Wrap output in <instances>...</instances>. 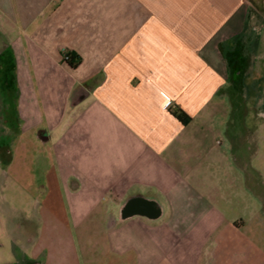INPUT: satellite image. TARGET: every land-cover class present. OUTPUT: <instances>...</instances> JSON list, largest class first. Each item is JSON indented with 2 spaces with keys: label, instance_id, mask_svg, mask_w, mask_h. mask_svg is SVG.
Returning a JSON list of instances; mask_svg holds the SVG:
<instances>
[{
  "label": "crops",
  "instance_id": "1",
  "mask_svg": "<svg viewBox=\"0 0 264 264\" xmlns=\"http://www.w3.org/2000/svg\"><path fill=\"white\" fill-rule=\"evenodd\" d=\"M0 74L3 112L17 95L0 163L27 181L33 150L30 183L63 211L50 223L92 225L103 264H197L223 192L264 209L248 174L250 121L264 126V0H0ZM21 224L11 233L34 260L17 264H40Z\"/></svg>",
  "mask_w": 264,
  "mask_h": 264
},
{
  "label": "rangeland",
  "instance_id": "2",
  "mask_svg": "<svg viewBox=\"0 0 264 264\" xmlns=\"http://www.w3.org/2000/svg\"><path fill=\"white\" fill-rule=\"evenodd\" d=\"M4 78L8 76L0 74V96L3 94L1 88ZM16 97V93H11L9 97L11 103H7L9 110L5 112L1 109L0 103V119L2 116L7 120L17 118V103L14 100ZM249 128L252 133L251 147L260 153L250 158L248 174L251 183H259L264 192V126L259 127L252 119ZM11 140L9 144L16 148L18 142L14 143V139ZM2 144L0 128V146ZM34 157L35 154L31 150L28 153L27 165L31 170L26 175L27 181H21L19 177L12 176L8 168L0 163V264H17L24 262L23 260H34L32 251L25 252L19 247L23 238L15 237L11 233L20 223L31 227L29 229L31 237L39 238L37 252L44 250L45 254L39 260L37 259L40 264L46 262L47 252L50 255L49 264H103L105 261L98 251L105 248L104 238L99 235L90 236L89 231L92 225L89 227L86 223L77 228L72 223L54 222L53 220L50 223V214H60L63 211L62 207L54 202L57 201L54 191V193L49 191V194L47 192L45 195L37 185L30 183L31 179L36 177L33 166ZM18 166L19 158L15 162V167ZM231 177L233 181H239L237 170L227 179L220 180L230 181ZM223 194L229 199L228 202L225 201L218 206L224 219H218L217 234L211 239H200V259L197 264H264V209L262 205L252 198L247 211L237 196V190L225 191ZM53 202L57 206H51ZM229 221L233 222V230L237 231V234L234 235L230 229ZM236 226L241 227L236 230ZM234 238L247 242L250 250H246L244 254L241 251L237 252L236 249L240 246V242L237 241L234 247L230 244V242H236ZM230 245L233 247L231 248L232 253L228 250ZM107 257L109 260L110 256ZM128 260L129 256H125L123 262Z\"/></svg>",
  "mask_w": 264,
  "mask_h": 264
},
{
  "label": "trees",
  "instance_id": "3",
  "mask_svg": "<svg viewBox=\"0 0 264 264\" xmlns=\"http://www.w3.org/2000/svg\"><path fill=\"white\" fill-rule=\"evenodd\" d=\"M65 60H66V62L68 63V65H70L72 68H75L76 67V61H75V59L72 57V55L71 54H67L66 56H65ZM176 114V116H177V118L180 120V121H182V122H186V121H188L189 119V117H187L183 112H176L175 113Z\"/></svg>",
  "mask_w": 264,
  "mask_h": 264
},
{
  "label": "flooded vegetation",
  "instance_id": "4",
  "mask_svg": "<svg viewBox=\"0 0 264 264\" xmlns=\"http://www.w3.org/2000/svg\"><path fill=\"white\" fill-rule=\"evenodd\" d=\"M1 149H2V148L0 147V151H1ZM24 232H25V233H29V230H28V229H21V230L18 231L17 233H21V234H22V233H24Z\"/></svg>",
  "mask_w": 264,
  "mask_h": 264
},
{
  "label": "built area",
  "instance_id": "5",
  "mask_svg": "<svg viewBox=\"0 0 264 264\" xmlns=\"http://www.w3.org/2000/svg\"><path fill=\"white\" fill-rule=\"evenodd\" d=\"M169 106V105H168Z\"/></svg>",
  "mask_w": 264,
  "mask_h": 264
}]
</instances>
